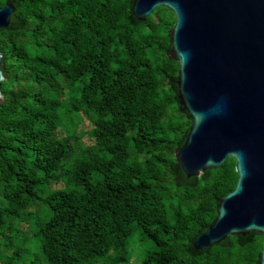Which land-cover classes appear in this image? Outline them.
Instances as JSON below:
<instances>
[{
    "label": "trees",
    "instance_id": "1",
    "mask_svg": "<svg viewBox=\"0 0 264 264\" xmlns=\"http://www.w3.org/2000/svg\"><path fill=\"white\" fill-rule=\"evenodd\" d=\"M128 1L10 2L21 26L0 30V264H254L259 255L261 235L185 251L214 219L212 198L234 188V162L173 187L167 166L190 125L164 85L176 78L164 57L174 18L156 7L133 24ZM81 118L88 145L75 131Z\"/></svg>",
    "mask_w": 264,
    "mask_h": 264
},
{
    "label": "water",
    "instance_id": "2",
    "mask_svg": "<svg viewBox=\"0 0 264 264\" xmlns=\"http://www.w3.org/2000/svg\"><path fill=\"white\" fill-rule=\"evenodd\" d=\"M10 2L0 6V30L21 26ZM156 7L174 18L164 57L177 63L176 78L164 85L190 124L167 166L173 187L191 188L192 177L204 179L227 158L236 174L234 188L212 198L214 219L185 251L226 247L227 236L240 247L261 235L254 264H264V0H129L127 20L141 23ZM4 77L0 69V83Z\"/></svg>",
    "mask_w": 264,
    "mask_h": 264
},
{
    "label": "rangeland",
    "instance_id": "3",
    "mask_svg": "<svg viewBox=\"0 0 264 264\" xmlns=\"http://www.w3.org/2000/svg\"><path fill=\"white\" fill-rule=\"evenodd\" d=\"M91 128V125H90V123L89 122H87V120H85V119H83V118H81V120H80V122H79V124L76 126V128H75V131L76 132H81V134H83L82 135V137L80 138V143L81 144H83V145H88V144H90L91 143V141H90V139L88 138V136H87V134H86V132L89 130ZM63 131H62V128H59V133H62ZM60 135V134H59ZM52 188V187H51ZM54 188H56V187H54ZM38 210H39V212H43L44 211V208H43V206H38ZM136 258H134V256H132L131 258H130V262H129V264H136Z\"/></svg>",
    "mask_w": 264,
    "mask_h": 264
}]
</instances>
